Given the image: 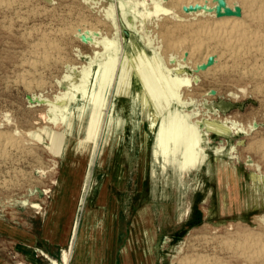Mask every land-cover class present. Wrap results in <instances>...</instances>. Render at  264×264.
<instances>
[{"label": "rangeland", "instance_id": "rangeland-1", "mask_svg": "<svg viewBox=\"0 0 264 264\" xmlns=\"http://www.w3.org/2000/svg\"><path fill=\"white\" fill-rule=\"evenodd\" d=\"M7 1L0 0V142L9 139L12 146L6 147L7 153L0 146V264H50L42 253L63 264V251L68 249L72 228L77 222L78 234L69 264H110V207L113 201L117 207L118 234L112 264H132L138 257V251L146 249L143 242L145 230H140V238L135 246L128 244L133 221L142 208H148L156 233L155 243L150 248L152 264H188L196 254H205L207 251L208 254L215 252L221 259L220 264H248L236 258L227 249L226 242L233 239L237 241L247 232H254L251 233L253 235L258 233L256 236L264 240V78L257 80L251 76L241 77L239 73L238 76L235 73L203 75L200 78L203 81L202 87L196 96H192L194 99L185 103H171L160 114L151 103L145 105L143 84L135 73L130 75L129 82L136 97L117 92L125 62L141 54L149 59L156 55L154 49L147 46L145 34L149 32V37L156 43L163 38L160 32L164 28L156 26L153 22L155 19H143V0H10L11 5H6ZM39 2H42L39 4L41 7L38 6ZM59 4L61 7L63 4V7H59ZM101 9L105 12L100 11ZM3 12H8V16ZM133 16H136L135 21L132 20ZM81 20L88 21L91 27L103 31L102 35L107 36L113 45L106 48L102 42L89 44L83 40L84 36L79 38L73 32L63 36V39L60 38L61 35H53L56 30L69 28L70 25L72 28L76 27ZM166 24L172 26L171 22ZM38 26L41 28L38 29ZM172 30L170 38L190 36L184 30H174L173 33ZM44 36L59 47V51L53 54L54 61L50 65L41 61L42 49L36 44H42ZM34 46H37L35 50ZM116 50H119L118 54ZM204 55L200 52L196 59L201 60ZM61 58H64L63 61ZM30 62L37 63L34 71ZM16 67L20 70L14 69ZM104 68L112 71L110 79L115 75L116 87L112 96L107 88L103 92L109 105L100 127L91 118L94 104L90 95L94 92L93 95L97 97L101 91ZM89 71L91 76L87 80L86 73ZM171 71L173 75L189 78L192 83L198 82L192 69L186 65ZM27 74L35 76L31 78ZM23 77L29 79L31 87L27 88L22 83ZM240 81L244 82L240 85ZM86 85L90 98L84 97L78 90ZM176 115L178 126L175 125ZM64 117L67 120L63 122ZM162 124L164 144L170 147L171 152L178 148L177 160H181L186 143L191 142L188 128L195 126L199 131L205 159L198 171L191 175L193 181L187 189L182 188L173 166H169L167 173L162 171V157L159 159L161 167L159 164L154 165ZM212 125L225 128L226 133L212 131ZM52 132L65 135L66 150L71 143L99 137L95 139V143H98L95 155L93 156L92 150L90 156L87 153L86 157L81 158L80 169L83 170L80 185L75 192L74 182L71 183L76 175L75 169L66 167V151L61 157L51 151L49 135ZM97 133L99 134L96 135ZM6 135H9L8 138ZM3 151L6 153L4 158ZM217 160L236 169L231 178L230 189L219 182ZM16 187L22 189L17 190ZM228 190L234 196L228 198L229 207L226 209L223 195ZM53 200H56V212L60 210L61 214L67 211L69 213L67 216L61 215L59 229L49 233L45 229L48 220L45 223L43 221ZM33 203L40 204L42 210L38 212L32 208ZM238 204L240 208H237ZM187 207L189 213L185 214ZM215 241L218 243H214ZM229 256H233L232 259Z\"/></svg>", "mask_w": 264, "mask_h": 264}, {"label": "bare ground", "instance_id": "bare-ground-1", "mask_svg": "<svg viewBox=\"0 0 264 264\" xmlns=\"http://www.w3.org/2000/svg\"><path fill=\"white\" fill-rule=\"evenodd\" d=\"M9 1L10 0L7 1L8 3L6 5H8L10 3ZM143 1L145 2V3H143V7H144L143 9L144 10H142L143 19L147 20V21H149L151 18L155 19L153 21L154 24L156 26H162L164 28V30H161V32H160V35L163 38L160 37L162 39V41L156 43L153 39H151L149 37V32H147L145 34L146 35V39H147L146 40L147 46L150 47V48H153L154 52L156 53V55L154 57H152V59H149L147 56H145V54H141L140 56L135 57V58L129 60L128 62L124 63L122 71H121V75H120V78H119V82H118V88H117L118 94L121 93L123 95H130L131 97H134V98L136 97L135 94H133V92L131 90V86H130V82H129L130 75L132 73H135L140 78L141 83L143 84V101H144L145 105L151 103L155 107V109L158 111V113L161 114L162 111L165 110L166 108H168V106L171 103H174L176 101H180L182 103H185L188 100L194 99V97H192V96H196V94H198L200 92L199 90L202 87L201 84H203V83H201L202 80L200 78L203 75L206 76V75H208L210 73H215V74L216 73L217 74H219V73H227V74L228 73H231V74L235 73L236 76H238L237 73H239L241 75V77L242 76H244V77L251 76V77L257 78V80L259 78H264V0H143ZM221 1L225 2V7H220V2ZM16 3H15V5H16ZM40 3H42V2H39L38 6H39ZM135 3L137 5V1H135ZM126 4H127V2H126ZM6 5L3 4V6H6ZM10 5H11V3H10ZM23 5H21V6H23ZM28 5H26V6H28ZM59 5L58 6L61 7V4H59ZM31 6H33V5L31 4ZM69 6H70V4H69ZM7 7H9V6H7ZM39 7H41V5ZM62 7H63V4H62ZM12 8H15V7H12ZM29 8H31V7L29 6ZM42 8H45V7L43 6ZM21 9L22 8H20V10ZM45 9H43V11ZM63 9L66 10L65 8H63ZM137 9H138V7H137ZM226 9L232 10L233 11V15L232 16H225V10ZM25 10H27V9H25ZM74 10L75 9H73V11ZM237 10H239V14L237 13ZM47 11H48V9H47ZM55 11H57V9ZM78 11H79V9H78ZM100 11H102V9ZM18 12H19V10L17 11V13ZM5 13L3 12V14H5ZM21 13H24V12H21ZM42 13H44V12H42ZM82 13H83V11H82ZM82 13H80V14L83 16ZM7 14H9V13L7 12L6 15ZM27 14H28V12H27ZM31 14H33V13H31ZM53 14H54V12H53ZM66 14H68V13H66ZM219 14H221V16H219ZM48 15H47V17H49ZM137 15L139 16V13ZM52 17H53V15H52ZM64 17H62V18H64ZM34 18H35V16H34ZM71 18H72V16H71ZM27 19H28V17H27ZM18 20H20V19H18ZM56 20H58V19H56ZM132 20L135 21L136 20V16H133ZM185 20H187V22ZM21 21H23V19H21ZM30 21H32V20H30ZM33 21L36 22L37 19H36V21L35 20H33ZM41 21H42V19L40 20V22ZM67 21H68V19H67ZM34 22H33V24H34ZM166 22H171L172 26H170V25L168 26V24H166ZM61 23H63V22H61ZM65 24H67V23H65ZM22 26H24V25H22ZM27 26H28V24H27ZM39 27L40 26H38V29H39ZM68 27L69 28L59 29V30L55 29L56 31H55V34H53V35H59V36L61 35L60 38H62L63 36L73 32L79 38L84 36L85 40L88 41L89 44L102 42L105 45L106 48L111 46V45H113V42L110 41V39L107 38V36L105 37V36L102 35L103 31L100 32L98 29L91 27L88 24V21L86 22V21H82L81 20V22L76 27L72 28L71 25L68 26ZM24 28H25V26H24ZM20 29H22V28H20ZM179 29L186 31L187 34L190 33V36H185L184 35L183 37H181L179 39L170 38L171 30H172V33H173V32H175L174 30H179ZM4 30H5V28H4ZM34 33H36V32H34ZM38 33H39V31H38ZM44 33H46V32H44ZM49 33H51L50 30H49ZM24 35H26V34L24 33ZM32 35H34V34H32ZM68 36H70V35H68ZM26 37H28V35ZM37 37H39V36H37ZM55 37H57V36H55ZM156 37H154V38H156ZM41 38H43V37H41ZM44 38H45V36H44ZM23 39L24 38H22V40ZM28 39H29V37H28ZM77 41H78V39H77ZM31 43H33V42H31ZM36 44L38 45V47H40L42 49V52H41V55H40V57L42 58L41 61L44 64H49L50 65V62H52V60L54 59L52 57L53 54L56 51H59L58 50V48H59L58 44L52 43L48 37L43 39L42 44H38V43H36ZM32 45H34V44H32ZM25 46H26V44H25ZM35 47H37V46H34V50H35ZM32 48H33V46H32ZM40 48H38V49H40ZM62 48L64 49V47H62ZM116 51H117V54H118L119 50H116ZM34 52H36V51H34ZM61 52H63V51H61ZM200 52H203L205 55H204V57L201 60H197L196 57L198 56V54H200ZM37 53H39V52H37ZM31 56L33 57L34 55H31ZM35 58H36V54H35ZM63 59H62V61H63ZM210 59L213 60V63H212V65L208 66V61ZM19 61H21V60H19ZM24 64H23V66H24ZM36 64L37 63H35V62H30V66L33 68V71H34V69L36 67ZM62 64L65 65V63H62ZM27 65H29V64H27ZM184 65H186V66H188V67H190L192 69V71L194 73V76L198 78V82L197 83L195 81L192 83L191 80L189 78H187V77H180V76L172 74V71H171L172 69H174V68L177 69V68H180V67H182ZM14 69H17V67L14 68ZM40 69H41V67H40ZM45 69H47V67ZM18 70H20V69L18 68L17 71ZM111 72L112 71L109 68H104L103 74L101 75L103 77V79L101 77V79L103 80L102 84H101L102 85L101 86L102 87L101 91L99 92L97 97L95 95H93L94 92H92V94L90 95L92 97L91 98V102L94 104V108L92 109L93 113L91 115V118L94 120V122L98 126L101 125L100 127H102L103 116L105 114L107 106L109 105L108 98L106 97V94H104L103 92H105L106 88H107V90L110 91V95L112 96L114 94V91H115L114 89L116 87V82H114L115 75L112 77V79H110ZM43 73H44V71H43ZM29 74H31V73H29ZM29 74H27V75L30 76ZM86 74H87L86 78L91 76L90 75V71L87 72ZM22 75H25V74H22ZM34 76L33 77L30 76V77L34 78ZM36 76H38V75H36ZM231 76H228V77H231ZM221 77H222V75H221ZM21 78H22V76H21ZM219 78H220V76H219ZM235 79H233V80H235ZM247 79H249V78H247ZM17 80H18V77H17ZM28 80H26L25 77H23L22 83H24V85L27 86V88H29V86L31 87V85H32ZM87 80H88V78H87ZM238 80H240V79H238ZM238 80H236V81H238ZM242 80H244V78ZM225 81H228V79H226ZM253 81L254 80L252 79V82ZM41 82H42V80H41ZM241 82H244V81H240V85H241ZM261 82H262V80H261ZM220 83H221V80H220ZM245 83H247V82L245 81ZM235 84H239V83H235ZM182 86H185L186 88L183 89ZM254 86H256V85H254ZM32 87H35V86H32ZM24 88H26V87H24ZM40 88H42V86ZM36 89H38V86H37ZM28 90L29 89H27V91ZM78 90L84 97H87V98L89 97L88 91H87L88 90L87 89V85L85 87H82L81 89H78ZM111 90H112V92H111ZM62 119H63V122L67 120V118H65V117L62 118ZM177 121H178V115H176V119H175V125L176 126H178V122ZM175 129H177V128H175ZM210 129L212 131H217L219 133H226L225 128H222V127H217V126H213L212 125L210 127ZM188 130H189L188 134L191 136V142L190 143H188V142L186 143L184 153H182V156L180 158L181 160H177L176 154H177L178 148H176L175 152L174 151L171 152L170 147L166 146V144H164V139H163L164 124H162L160 132H159L158 140H157L159 149L155 152V159H154V165L156 166V164L160 165L159 159H160V157H162V159L164 161V164L162 165V167L160 165V167H161V169H162V171L164 173L168 172L169 166H171V167L173 166L174 174L176 175V177H177V179H178V181L181 184L183 189H187L188 187H190L189 185L193 181V179L191 178V175L194 172L198 171L199 166L204 162V159H205V156L202 155L203 150L201 148L202 147L201 138H200V134H199L198 129L195 126H192V127H189ZM13 134H14V132H13ZM89 134H87V135H89ZM98 134L99 133H97L96 135H98ZM8 136L6 135V138H8ZM64 136L65 135L63 133L52 132L49 135L50 140H51V148L50 149L58 157H61L66 151V167L67 168L74 167V169H75L74 171L76 172V175H75L74 179L73 178L71 179V183L73 184V182H74V189L73 190L75 192L76 187H79V185H80V181H81L80 178H81V174H82V170H83V169H80L81 163H82L81 158L86 157L87 153L90 156L92 150H93V156L95 155L96 150L98 148V143H95V139H97L99 137L95 136L96 138L95 139L92 138V140H91V137H90V140L89 139L87 141L85 140L86 142L83 141V142L71 143L67 147V150H66L65 148H66L67 144H66V140H65ZM107 136H110V135L107 134ZM107 139H108V137H107ZM2 140H4V139H2ZM0 141H1V139H0ZM37 141H39V140H37ZM54 141H56L55 143H57L59 141V143H57L58 145L57 144L55 145ZM11 143L12 142L9 141V139L8 140H4L3 142H0V146L4 147V149H5L4 151L6 152V147L11 145ZM13 147H14V145H13ZM15 147H17V146H15ZM11 148H10V151H11ZM23 150H25V149H23ZM35 150H37V149H35ZM4 151L2 153L3 154L2 158H4L3 157L4 153H5ZM27 156H28V154H27ZM144 156H145V154H144V151H143L142 162H144L143 161L144 160ZM0 160H2V159L0 158ZM11 161H12V159H11ZM16 161L14 163H16ZM19 161H18V163H19ZM217 162H218L217 163V174L219 176V182L224 187H228L230 189V187H231V178H232V175L235 174L236 169H234L233 167H231L228 163H226L224 161L217 160ZM0 164H1V162H0ZM12 165H13V163H12ZM15 165H17V164H15ZM141 172H142V170H141ZM20 174H22V171H21ZM50 174H51V172H50ZM49 177H50V175H49ZM21 179H23V178H21ZM21 179H20V181H21ZM254 180H256V178H254ZM10 182H8L9 185H10ZM24 184L26 185V183H24ZM29 186L32 187V185H29ZM24 187H23V189H24ZM16 189H17V187H16ZM18 189H22V188H18ZM11 192H13V191H11ZM227 192L228 193L225 192V194L223 195V198H225V200H226V201H223L224 207L226 209H228V207H229V203L227 201L228 198H231V197L234 196V194L232 192L230 193V190H228ZM45 193H48V191H45ZM66 194H67V192H66ZM37 199H38V197H37ZM23 204H25V202H23ZM26 205H27V202H26ZM31 207L35 208L38 212H40L42 210V207H41L40 204L33 203L31 205ZM56 207H57L56 200L55 201L53 200V203H52L51 208H50V210L48 212V215L45 218V220L43 221L45 223V221L48 220L47 224L45 226V229L49 233L57 231L59 229V217L61 215L62 216L63 215L67 216L68 213H69V211H67V212H64L63 214H61L62 212L60 213V210L56 212L55 211ZM231 208L233 209V207H231ZM237 208H240L239 204L237 205ZM110 209H111V213H110V217H111V219H110L111 233H110V236H109V263L112 264L113 263L112 255H114L113 254L114 253V249H115L114 247H115L116 238H117V234H118V232H117V221H118V219H117V207L115 206L114 201L112 202V205H111ZM184 213L185 214L189 213V207L186 208ZM11 218L13 219V217H11ZM64 224H65V222H64ZM140 230H145V233H146L145 236H144L145 237V239H144L145 241L143 240V242H145L146 249L144 251H142V252L138 251V253L136 254V256L138 255V257H136V261L135 262L132 261V264H152L153 263V257L151 255L150 248H151V245L153 243H155L156 233H155V230L153 229V226H152V220L150 218L148 208H142L140 211H138L137 216L135 217V219L133 221V224H132V227H131V235H130V238H129V241H128V244L130 246H135L137 244V242H138V240L140 238L139 237ZM247 233L244 235L243 238H241V236L244 234L243 233L240 236V239H238L237 241H233L234 239L233 240L230 239L231 241L228 240L226 242V245H228L227 249L230 250V252H232V254H234L236 256V258L240 259V261L242 260V261H244V262H246L248 264L249 263H257V262L263 264L264 263V240L261 239L259 236H256L258 233L257 234L255 233V235L251 234V233H254V232H250L248 234ZM77 234H78V222L72 228L71 238H70L69 243H68V249L66 251H63V255H62V259H61L63 261L62 262L63 264H69V262H70L69 258H70V255H71L72 251H73L74 240L77 237ZM220 235H222V234H220ZM224 235H227V234H224ZM223 237H225V236H223ZM233 238H235V237H233ZM209 239L211 240V238H209ZM223 241H225V239ZM201 243H202V240H201ZM214 243H216V241ZM219 243H221V242H219ZM202 244L205 245V243H202ZM206 249H208V248H206ZM208 250H210V249H208ZM200 251H201V248H200ZM202 251L204 252V249H202ZM208 253L209 252L207 251L205 254L204 253L196 254L195 258H193V259L188 261V264H220V260L221 259H220V257L217 254H215V252H212V254H208ZM42 254H43L44 257H46L48 259L50 264H59V262L55 258H53L51 256H46L44 253H42ZM193 254H195V253H193ZM193 254H191V255L194 256ZM187 255H188V253H187ZM226 255H228V254H226ZM188 256L191 257L190 255H188ZM222 256L224 257V255H222ZM231 257H233V256H231ZM86 258H87V256H86ZM230 258H228V259H230ZM225 262L227 263V259H226ZM178 264H182V262H180Z\"/></svg>", "mask_w": 264, "mask_h": 264}, {"label": "water", "instance_id": "water-1", "mask_svg": "<svg viewBox=\"0 0 264 264\" xmlns=\"http://www.w3.org/2000/svg\"><path fill=\"white\" fill-rule=\"evenodd\" d=\"M220 7H225V2L224 1L220 2ZM237 13L239 14V10H237ZM232 15H233V11L232 10H230V9H226L225 10V16H232ZM219 16H221V14H219ZM83 40L85 41V38H83ZM212 63H213V60L210 59L208 61V66L212 65Z\"/></svg>", "mask_w": 264, "mask_h": 264}]
</instances>
